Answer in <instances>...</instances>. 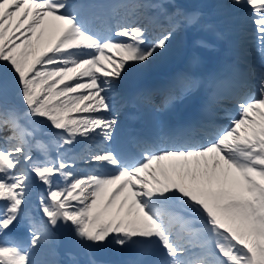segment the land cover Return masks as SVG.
<instances>
[{"label":"snow or ice","instance_id":"snow-or-ice-1","mask_svg":"<svg viewBox=\"0 0 264 264\" xmlns=\"http://www.w3.org/2000/svg\"><path fill=\"white\" fill-rule=\"evenodd\" d=\"M221 3L258 63L209 84L199 119L121 143L130 101L111 94L200 13L0 0V264H111L95 256L105 247L130 249L123 264H264V0ZM161 16L171 27L152 35ZM199 88L180 75L165 106Z\"/></svg>","mask_w":264,"mask_h":264},{"label":"rangeland","instance_id":"rangeland-1","mask_svg":"<svg viewBox=\"0 0 264 264\" xmlns=\"http://www.w3.org/2000/svg\"><path fill=\"white\" fill-rule=\"evenodd\" d=\"M170 4V7L168 11H172V9H175L176 7H179L182 9V5H185L189 7V9H197L200 13V21L199 25L202 27V11H207L208 9H211L212 3H214V0H166ZM201 11V12H200ZM226 12V13H225ZM223 24L225 25L227 31H231L233 29V25H237L235 22V18L232 16L229 9L223 7ZM234 25V27H235ZM197 27L196 25L190 26V29L186 30H177L174 32L173 37L169 41L167 47L165 50L161 51L146 67L141 69L138 72L131 73L129 76H127L123 81H121L119 88H118V95L116 93H113V97L118 103L120 104L121 101V87L123 84H126L128 82L131 84H134L138 78L142 76H146L149 71H154L158 69L160 66L159 63H175L176 61H179L184 58V60H188V55L191 53L192 49H194L193 45L189 44L190 39L192 40V43L195 42L194 36L195 35H202L204 34V40L211 42H217L220 43L221 40L215 35L214 30L212 29L211 32H203L200 30H196L193 32L192 30H195ZM203 47L199 46L200 51L206 52V48L202 50ZM182 56V57H181ZM171 60H173L171 62ZM83 165V164H82ZM84 170V168L82 169ZM87 170V169H86ZM122 250V249H121ZM124 251H130V249H123Z\"/></svg>","mask_w":264,"mask_h":264},{"label":"bare ground","instance_id":"bare-ground-1","mask_svg":"<svg viewBox=\"0 0 264 264\" xmlns=\"http://www.w3.org/2000/svg\"><path fill=\"white\" fill-rule=\"evenodd\" d=\"M223 7L224 6L222 5L221 0H218L217 1V7H216L215 11L221 13L223 11ZM218 27H220V26H218ZM220 29L223 30L222 27ZM236 31H237L236 33L229 35V37L234 38V40H233L234 41L233 46L235 47L234 49H236V51L232 53L233 56H231V57H232L233 60L240 59V58L243 59L244 62L243 63L242 62H239L237 64V66L241 67V69L243 70V71L241 70L240 72H244L245 71V73H247L246 72L247 71V67L249 65L253 64V63H258V57H256L253 54L252 49H251V46L248 43L245 35L242 33V30L239 27H236ZM240 43H243V45H245V47L247 48V50L250 49V51H246V52L241 53L240 50L242 51V49H245V47L241 48ZM248 47H249V49H248ZM233 70H234V67L232 68L231 72ZM195 95L196 94H193L192 95V99H194ZM192 99L186 100L185 103H187L188 101H191ZM148 118L150 119V116H148ZM151 122L156 124V122H154V121H151Z\"/></svg>","mask_w":264,"mask_h":264}]
</instances>
